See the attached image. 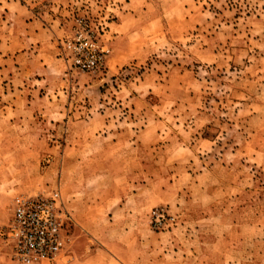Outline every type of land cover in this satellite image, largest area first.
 Segmentation results:
<instances>
[{"label":"rangeland","instance_id":"374dc122","mask_svg":"<svg viewBox=\"0 0 264 264\" xmlns=\"http://www.w3.org/2000/svg\"><path fill=\"white\" fill-rule=\"evenodd\" d=\"M87 40L95 73L67 45ZM53 192L74 222L54 264L78 197L139 208L193 260L264 264V0H0V227Z\"/></svg>","mask_w":264,"mask_h":264},{"label":"crops","instance_id":"0c3cea01","mask_svg":"<svg viewBox=\"0 0 264 264\" xmlns=\"http://www.w3.org/2000/svg\"><path fill=\"white\" fill-rule=\"evenodd\" d=\"M79 198L81 197L68 204L70 208L76 209L74 217L78 223L75 229V261L71 264L210 263H205V259L201 256L198 258L199 261L193 260L189 256L193 252V247L184 240L181 246L174 243L172 249L167 247L171 244V240L177 237L161 231L148 230L146 216L143 218L140 212H137L139 208L133 210V207H128L127 203H121L113 209H109L107 205L98 206L106 211L107 216L99 215L93 218V211L88 204L75 203ZM81 201H84V197ZM77 210L80 211L77 213ZM89 213L92 215L89 216ZM106 218L109 219L108 224H105ZM115 234L117 238L113 236ZM168 237H171L170 241ZM205 252L211 255L210 252ZM217 253L220 255L219 252H215ZM206 259L208 260V257Z\"/></svg>","mask_w":264,"mask_h":264},{"label":"built area","instance_id":"2783aa9c","mask_svg":"<svg viewBox=\"0 0 264 264\" xmlns=\"http://www.w3.org/2000/svg\"><path fill=\"white\" fill-rule=\"evenodd\" d=\"M67 45L72 62L79 69L95 73L103 68L107 50L94 41L68 42ZM167 219L164 208L153 210L154 227L161 228ZM71 222V213L58 192L20 195L13 202L9 221L0 227V239L10 247L18 264H54L68 252L72 240L68 229Z\"/></svg>","mask_w":264,"mask_h":264}]
</instances>
